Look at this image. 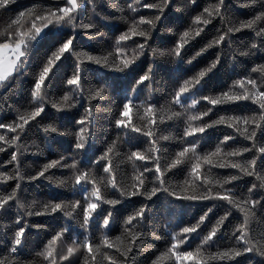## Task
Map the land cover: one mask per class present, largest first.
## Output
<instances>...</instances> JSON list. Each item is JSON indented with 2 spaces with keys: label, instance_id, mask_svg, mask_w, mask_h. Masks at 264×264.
Wrapping results in <instances>:
<instances>
[{
  "label": "snow or ice",
  "instance_id": "6c2138e0",
  "mask_svg": "<svg viewBox=\"0 0 264 264\" xmlns=\"http://www.w3.org/2000/svg\"><path fill=\"white\" fill-rule=\"evenodd\" d=\"M13 3L0 0V13ZM240 8L243 15L231 0H31L9 15L0 29V153L8 154L0 264H264V19H253L254 5ZM162 26L171 43L161 48L170 51L153 47ZM81 34L93 50L80 46ZM171 56L170 82L158 88L155 58ZM225 63L233 76L214 86ZM101 121L116 135L97 155ZM34 128L56 158L28 141ZM64 135L74 142L60 154L54 141ZM29 155L45 162L26 164ZM38 179L68 195L37 198L29 182ZM39 216L60 223L33 222Z\"/></svg>",
  "mask_w": 264,
  "mask_h": 264
},
{
  "label": "trees",
  "instance_id": "16d2710c",
  "mask_svg": "<svg viewBox=\"0 0 264 264\" xmlns=\"http://www.w3.org/2000/svg\"><path fill=\"white\" fill-rule=\"evenodd\" d=\"M202 2H205V0H202ZM206 2H211V0H206ZM31 3V0H15V3H13L8 12H3L0 13V29L4 28L7 26V23L9 21V15L11 14L12 16L15 15L16 12L22 10L24 7L28 6ZM234 10L240 14L243 15L245 10L238 8L236 6H233ZM174 18L177 20V22L182 23L183 19H182V15L181 14H175ZM216 27H219V21L216 22ZM123 30V29H121ZM209 32H212V29H209ZM247 34L246 33H239L236 34V38L237 40L240 39H244L245 36ZM78 43L80 44L81 47L86 48L88 50H93L95 48V45H93L92 43L89 42L88 38L86 36H84L83 34H81L78 38ZM154 43L162 46L165 44H170L171 43V37L169 34L165 33L164 35H161L159 32L156 33L155 39H154ZM212 57V53H208L206 54V56L201 57L198 59L197 61V68L198 67H202L207 63V60L210 59ZM142 62L144 64V66L146 67L147 63H148V57L145 56L142 58ZM157 67H156V81H157V87H164L163 81H169L171 79V69L172 67L170 66L169 63L165 62V60H157L156 61ZM93 68H97V66L93 65ZM107 70H101L99 73L96 71H93L91 73L92 76H96L99 74H102L103 72H105ZM233 69L232 67H229L227 63L221 65L219 67V69L212 75L211 77V82L214 86H223L225 81L230 82V77L233 76ZM135 72V69H133L132 73H129L128 76H126L125 78L122 79H118L115 81L116 87L119 88L122 85H126L128 83V81L131 79L132 74ZM69 74H70V66H69ZM191 74V73H189ZM167 90V89H166ZM164 95L165 93H160L159 95V101L160 104H164ZM144 97L142 96L141 99H143ZM136 103H139V101H136ZM104 105L102 104L101 107H103ZM166 106V105H165ZM83 111V108H78V109H74L71 113V115L65 117L63 119L62 122H59V126L62 129H66L69 128L74 121L72 120V116H76L78 118L79 113ZM12 115L9 114L8 115V119H12ZM134 120L136 121L137 125L140 126L144 123L143 120H141L138 116H134ZM102 124H104L105 128L102 129L98 135L101 138L100 143H97L93 146L92 151H95L97 155H99L100 151L103 150L104 147V143L107 140H110L112 138L115 137V132L114 131H108L107 130V122L106 121H101ZM73 132L75 131V129H72ZM169 131H174V129H172L171 127L168 129H165L163 131L162 134H168ZM32 135H30L28 137V141L30 142L33 139H36L37 142L39 143L41 149L45 150V156L47 157V159H53L56 158L57 153L51 149H45L44 143L42 141V139L40 138L39 133L37 132V130L34 128L32 130ZM218 135V133L213 132L212 136H216ZM74 142V136H60L58 137L54 143L55 145L60 149V154H63L65 150H69L70 149V145ZM146 146V145H145ZM126 150V149H125ZM91 154V152L89 153ZM45 156H38V157H32L31 155H29L28 160L25 162L26 164H32L33 166L36 165H42L45 162ZM8 159V154L6 153H0V161L3 160H7ZM33 161H35V164H33ZM29 171L31 169H28ZM57 175H60V170H55ZM66 174V173H65ZM182 178V177H181ZM31 187L29 188V192H31L33 189H35V194L37 198H52L53 196H57V195H68L67 191L64 189H59L56 188L52 185H50L48 183V181L46 180H42V179H38V181L36 183H31ZM38 184V186H37ZM33 197L32 196H28V199L31 200ZM163 196L158 197L153 204V207L156 209H160L162 203H163ZM124 208L130 210V208H128L127 205L124 206ZM123 210V209H122ZM194 213L198 214L200 209L196 208L193 210ZM162 216H163V212H159L157 214V220H160V222H162ZM215 218V217H213ZM33 222L35 223H39V224H45V225H50V226H54V225H58L60 223V220L56 217H49V216H39V217H32ZM33 231H36L35 229H33ZM41 234H43V232H41ZM149 243H154L155 246L157 248H163L164 247V242L161 241H153L151 239H149ZM240 264H244L243 261L240 262Z\"/></svg>",
  "mask_w": 264,
  "mask_h": 264
},
{
  "label": "clouds",
  "instance_id": "9594fccd",
  "mask_svg": "<svg viewBox=\"0 0 264 264\" xmlns=\"http://www.w3.org/2000/svg\"><path fill=\"white\" fill-rule=\"evenodd\" d=\"M183 2V0H182ZM241 4H249V5H254L256 6V9H258L255 12V16L253 17V19H264V0H231V6L233 8V6H236L238 8H240ZM234 10V8H233ZM251 11V9H250ZM260 33H264V27L259 29ZM149 32H151V29H149ZM161 35H164L165 33L169 34L166 31V27L162 26L161 31L159 32ZM151 38V37H149ZM241 46V42L237 41L236 43H233L232 45H230L229 47H227L224 50V54L228 57H231V53L232 50L236 47ZM153 47L156 48L158 51L164 50V51H170L169 49H162L160 45L153 43ZM151 58V56L149 57ZM156 60H165V62L169 63L171 67H174V61H175V57L171 56V57H167V58H162V57H156ZM229 67H231L230 64H228Z\"/></svg>",
  "mask_w": 264,
  "mask_h": 264
}]
</instances>
